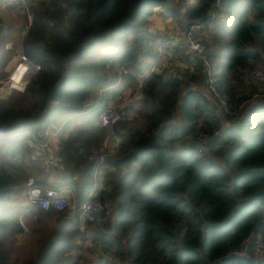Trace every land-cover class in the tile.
Here are the masks:
<instances>
[{
    "label": "trees",
    "instance_id": "16d2710c",
    "mask_svg": "<svg viewBox=\"0 0 264 264\" xmlns=\"http://www.w3.org/2000/svg\"><path fill=\"white\" fill-rule=\"evenodd\" d=\"M15 1L27 32L13 43L41 69L24 92L0 98V264H264V100L249 104L247 93L252 73L264 71V0ZM155 14L203 25L210 75L180 48L172 57L187 66L154 68ZM13 31L0 16V85ZM111 79L120 83L110 96L129 86L138 96L106 128L98 118L113 99ZM51 130L57 160L49 169L27 162L30 145ZM111 136L120 145L103 152ZM35 167L38 183L56 172L72 179L78 200L96 190L107 207L81 227L67 212L31 204L39 245L12 256L5 243L21 226L10 201Z\"/></svg>",
    "mask_w": 264,
    "mask_h": 264
},
{
    "label": "built area",
    "instance_id": "2783aa9c",
    "mask_svg": "<svg viewBox=\"0 0 264 264\" xmlns=\"http://www.w3.org/2000/svg\"><path fill=\"white\" fill-rule=\"evenodd\" d=\"M18 1L25 7L31 4V0ZM203 29L204 27L200 23H194L185 27L176 26L166 40L171 48L184 50L189 63L195 64L201 61L210 75L208 44L202 35ZM153 45L154 42L149 41L148 46L152 47ZM6 47L10 48L11 46L7 44ZM8 66L10 67V71L6 80L0 85V98H7L14 91L24 92L33 75L41 69V65L33 62L24 51H17L11 58ZM252 77L256 82L264 83V71L259 70L252 73ZM208 88L217 94L212 84ZM126 92L125 94H127ZM235 113L237 114L238 111H235ZM121 117L122 114L119 108L107 106L100 112L98 124L102 127L112 128ZM218 134V129L214 130L213 134L198 133L197 140L206 142L218 136ZM95 158L97 166L104 160V156L101 154H98ZM26 193L30 204H38L45 210L67 212L70 218L78 222L81 227H84L88 221H94L96 216L107 207L96 194H90L84 200L72 202L68 194H65L61 189L51 185L48 186L47 184H40L32 176L26 181ZM20 226L24 227L25 231H28V227L23 222V219H20ZM263 247L264 243L261 242L258 249L259 252H263Z\"/></svg>",
    "mask_w": 264,
    "mask_h": 264
},
{
    "label": "rangeland",
    "instance_id": "374dc122",
    "mask_svg": "<svg viewBox=\"0 0 264 264\" xmlns=\"http://www.w3.org/2000/svg\"><path fill=\"white\" fill-rule=\"evenodd\" d=\"M6 1H9V0H1L0 16H4L5 20H13V30H14L13 34H12L13 41H9L7 43V44H10V46H11L9 49L14 50V52L12 54V57H13V55L17 51H23L21 46L16 47L14 43L19 42L22 39V36H23L22 33L23 32H19V28L22 27V25L24 24V18L22 16V8L19 5H14L13 7H11L12 5H5ZM31 1L34 3V2H38L39 0H31ZM191 1H193V0H186V2H191ZM150 20L151 21L149 23V28L150 29H152L153 27L155 28L157 26L156 21L155 20L152 21L151 18H150ZM172 30H174V29H172ZM157 32H158V30H157ZM164 32H165V30H164ZM164 32L163 33L159 32L158 34L163 35ZM164 35L166 37H169L170 34L167 36V33H165ZM160 39H162V40L158 39L157 42L156 43L154 42V45L152 46V50L157 51L158 55H159V53L163 52L162 54H160V56H158V61L154 67L158 71L165 69L166 67L169 66L168 65L169 54L166 57L167 59L165 58V54L170 49H173L167 43V40L165 39V37L164 38L160 37ZM163 39H165V40H163ZM149 41H151V40H149ZM148 43L149 42H147V45H148ZM9 63H10V61H9ZM9 69H10V67L7 65L6 66V72L8 75H9V71H10ZM191 70H193V69H191ZM119 83H120L119 79L115 80V81H113L111 79L110 81L105 83V87L109 90L106 93V96L113 98L107 106H115L116 108H119V110L122 112L126 106H128L130 104H134L137 102V96L138 95L135 94V96H133L134 95L133 87L129 86V87H123L121 90L117 91L115 96H110L112 94L111 90H113V89L115 90L116 86H118ZM251 85H253L254 87L250 86L247 90V93L250 96V100H249L250 103L249 104H252V103L256 102L257 100H259V101L264 100V83H259V82L255 81L254 84H251ZM129 89L131 90V96H128L129 93L125 94V91H128ZM130 99H132V100L130 101ZM226 118H227L226 116L225 117L223 116L224 125L227 124ZM54 133H55V130H53L52 132H50L48 134L46 133L41 142L30 145L29 150H28L27 162H28V160H30V161L34 162L35 165H37V166L40 164L47 165V159L49 157L47 158L48 155L46 153H48L49 151L54 153V144H55ZM34 155L37 156V158H35V159L31 158ZM53 160H55V158ZM53 164H54V161H53ZM38 175H39L38 170H36V167H35L33 170V173L30 174V176H32L36 179ZM21 193H25V191H23V192L20 191V193L16 192V194H14L12 206L15 209L16 216H18V218H19V223H20V219H23V222H25L26 226L28 227V231H25V228L21 227V231L18 234L17 240L13 241V239H8L6 241L5 249L10 251L12 256L18 255V254H24L25 255V254L33 252L34 250L37 249V247L39 245L40 237H41L40 222L38 221V218L36 217L35 214H31V215H29V217H27V215L25 214V212L27 211V207L23 206L24 201H23V198L21 196ZM18 200H19V202H18ZM14 203H17L18 205L17 204L15 205ZM10 204H12V203H10ZM109 211L112 212L113 210L111 209ZM53 220L54 219H51V220H49V222L52 224Z\"/></svg>",
    "mask_w": 264,
    "mask_h": 264
},
{
    "label": "crops",
    "instance_id": "0c3cea01",
    "mask_svg": "<svg viewBox=\"0 0 264 264\" xmlns=\"http://www.w3.org/2000/svg\"><path fill=\"white\" fill-rule=\"evenodd\" d=\"M194 1V0H193ZM13 3V6L14 5H17L16 3V1L15 0H9V1H6V4L5 5H11ZM33 2L31 1V4H32ZM0 5H1V1H0ZM151 19H152V21H156V24H157V26L154 28H152V29H150V31L152 32V33H154V34H157L158 36H159V40H162V39H160V37H165V39H167L168 37H166L164 34L165 33H167V36L169 35V34H171V30L172 29H174L175 27H176V24L172 21V19H167V18H163V17H160V16H158V15H153L152 17H151ZM30 20H31V18H30ZM157 30H158V32H157ZM164 30H165V32H164ZM22 34H23V36L26 34V32H27V30H26V28H24L23 30H22ZM163 33L164 32V34L163 35H160V34H158V33ZM23 36H22V38H23ZM170 36V35H169ZM157 39V40H158ZM165 39H163V40H165ZM22 40V39H21ZM157 42V41H156ZM162 43V42H161ZM162 45V44H161ZM160 45V46H161ZM6 46H7V44H6ZM7 48V47H6ZM163 49V48H162ZM169 52V53H168ZM166 54H165V58L167 57V55L169 54V57H168V60H169V63H168V65H170V64H173V63H175V64H177V65H179V66H182V67H185V66H187L188 64H186L184 61H181V60H179V59H174L173 57H172V53H173V49H170L169 51H168ZM163 53V52H162ZM162 53H159V56H160V54H162ZM167 59V58H166ZM167 65V66H168ZM127 94H128V96H131V90L129 89L127 92H126ZM133 96H135V94L133 95ZM132 99H130V101H131ZM50 132H52V130L51 131H49L48 133H50ZM47 133V134H48ZM54 140H55V144H54V153H52L51 151H49L48 153H46L48 156H47V165H46V169H49V166H50V163H51V161L55 158V160H53V161H56L57 160V157H56V152H57V149H58V147H59V143H58V138H57V136H56V134L54 133ZM119 145H120V138L119 137H116V136H111V137H109L107 140H106V142H105V144H104V147H103V149H102V151L104 152V150H105V152L106 151H111V152H114V151H116L117 150V148L119 147ZM31 158H33V159H35V158H37V156H32ZM104 171H102V170H100V171H98V173H97V178H96V181H97V187L100 189L101 187H102V185H101V182H102V179H103V176H104ZM44 175H48L47 176V180H46V184L49 186V185H51V186H55V187H57V188H59V189H61L65 194H68V196H69V198H70V200L72 201V202H74V201H76V200H78L79 198H80V196L79 195H77V193H75V190H73V185L70 183L71 181H72V179H69L68 181H66V180H63V179H60V177L58 176V175H56V172H50V173H44ZM36 180H37V178H36ZM23 190H21V192H23V191H25V193H21V196H22V198H23V206H26V207H29V206H31V204L28 202V198H27V193H26V182L23 184ZM18 193H20V191L18 192ZM16 194V193H15ZM90 194H96V190H92L91 192H89L88 194H87V196L85 197V198H87L88 197V195H90ZM14 196V195H13ZM16 197V196H15ZM84 200V199H83ZM18 202H19V200H18ZM17 202V203H18ZM10 203H12L11 205H13V197H12V199H11V201H10ZM17 203H14L15 205L17 204ZM22 204V203H21ZM18 205V204H17ZM25 214L27 215V217H29V215H31V213H30V211H26L25 212ZM15 240H17V239H13V241H15Z\"/></svg>",
    "mask_w": 264,
    "mask_h": 264
}]
</instances>
